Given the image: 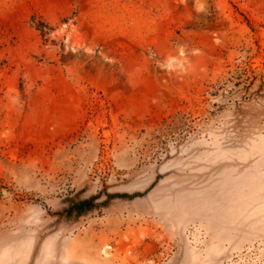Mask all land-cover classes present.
Wrapping results in <instances>:
<instances>
[{
  "label": "rangeland",
  "instance_id": "1",
  "mask_svg": "<svg viewBox=\"0 0 264 264\" xmlns=\"http://www.w3.org/2000/svg\"><path fill=\"white\" fill-rule=\"evenodd\" d=\"M0 264H264V0H0Z\"/></svg>",
  "mask_w": 264,
  "mask_h": 264
},
{
  "label": "built area",
  "instance_id": "2",
  "mask_svg": "<svg viewBox=\"0 0 264 264\" xmlns=\"http://www.w3.org/2000/svg\"><path fill=\"white\" fill-rule=\"evenodd\" d=\"M187 232V236H195V240L193 241V243L195 244V246H198L200 244H202V227L198 224H192L191 226H189V228H187L186 230ZM197 236V238H196Z\"/></svg>",
  "mask_w": 264,
  "mask_h": 264
},
{
  "label": "trees",
  "instance_id": "3",
  "mask_svg": "<svg viewBox=\"0 0 264 264\" xmlns=\"http://www.w3.org/2000/svg\"><path fill=\"white\" fill-rule=\"evenodd\" d=\"M40 31L42 32L43 35H45L46 33L44 32L43 29L40 28Z\"/></svg>",
  "mask_w": 264,
  "mask_h": 264
}]
</instances>
